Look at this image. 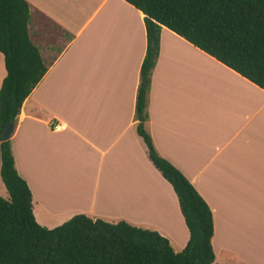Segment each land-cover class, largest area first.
Segmentation results:
<instances>
[{
  "label": "crops",
  "instance_id": "1",
  "mask_svg": "<svg viewBox=\"0 0 264 264\" xmlns=\"http://www.w3.org/2000/svg\"><path fill=\"white\" fill-rule=\"evenodd\" d=\"M27 2L48 68L9 139L35 220H124L181 251L189 232L176 194L136 132L143 13L125 0ZM5 74L0 52V87ZM146 112L156 151L211 210L212 264H264V90L162 26ZM0 196L9 198L1 176Z\"/></svg>",
  "mask_w": 264,
  "mask_h": 264
},
{
  "label": "trees",
  "instance_id": "2",
  "mask_svg": "<svg viewBox=\"0 0 264 264\" xmlns=\"http://www.w3.org/2000/svg\"><path fill=\"white\" fill-rule=\"evenodd\" d=\"M144 15L146 52L135 101L136 132L161 176L172 186L189 232L175 252L155 230L120 220L109 222L79 213L53 228L41 226L32 211V195L18 174L10 139L26 97L47 71L28 34L27 0H0V52L6 74L0 87V176L9 198L0 196V264H212V213L185 176L156 151L145 128L150 74L161 27L264 90V0H125ZM244 264V263H236Z\"/></svg>",
  "mask_w": 264,
  "mask_h": 264
},
{
  "label": "water",
  "instance_id": "3",
  "mask_svg": "<svg viewBox=\"0 0 264 264\" xmlns=\"http://www.w3.org/2000/svg\"><path fill=\"white\" fill-rule=\"evenodd\" d=\"M12 131H13L12 125L7 124L1 134V140L2 141L8 140L12 134Z\"/></svg>",
  "mask_w": 264,
  "mask_h": 264
},
{
  "label": "built area",
  "instance_id": "4",
  "mask_svg": "<svg viewBox=\"0 0 264 264\" xmlns=\"http://www.w3.org/2000/svg\"><path fill=\"white\" fill-rule=\"evenodd\" d=\"M50 127L53 130H62L65 128V125L62 123H54V122H50Z\"/></svg>",
  "mask_w": 264,
  "mask_h": 264
}]
</instances>
